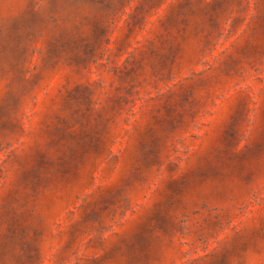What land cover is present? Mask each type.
Returning a JSON list of instances; mask_svg holds the SVG:
<instances>
[{
    "label": "rangeland",
    "instance_id": "rangeland-1",
    "mask_svg": "<svg viewBox=\"0 0 264 264\" xmlns=\"http://www.w3.org/2000/svg\"><path fill=\"white\" fill-rule=\"evenodd\" d=\"M0 264H264V0H0Z\"/></svg>",
    "mask_w": 264,
    "mask_h": 264
}]
</instances>
